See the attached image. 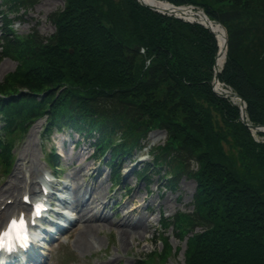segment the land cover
<instances>
[{"label": "trees", "instance_id": "16d2710c", "mask_svg": "<svg viewBox=\"0 0 264 264\" xmlns=\"http://www.w3.org/2000/svg\"><path fill=\"white\" fill-rule=\"evenodd\" d=\"M64 1L50 14L51 35L35 28L21 39L5 36L19 65L0 92L27 87L21 100L9 101L17 112L45 113L58 127L86 125L99 131V144L122 130L137 145L151 129L164 128L168 137L156 164L176 158L178 172L197 180L194 210L178 217L183 232L201 227L189 238L188 264L196 257L199 264H264V141L239 119V106L211 87L215 34L138 0ZM169 1L203 6L225 24L227 59L219 78L246 100L249 120L264 123V0ZM208 101L230 128L229 151L208 119L192 140L183 133L194 121L191 108L203 110Z\"/></svg>", "mask_w": 264, "mask_h": 264}, {"label": "rangeland", "instance_id": "374dc122", "mask_svg": "<svg viewBox=\"0 0 264 264\" xmlns=\"http://www.w3.org/2000/svg\"><path fill=\"white\" fill-rule=\"evenodd\" d=\"M200 1V0H199ZM14 1L3 2L0 0V30L3 23L9 25L16 34H24L31 31V29L37 26L40 33L43 35H48L53 32V25L47 17L49 13L56 10L57 8L63 6L64 0H40L33 9L25 11V8H18L19 5H14L12 8H18V10H12L11 14L4 15V11L7 10V6L11 5ZM214 2V1H213ZM217 6V4L214 2ZM222 5L221 3H218ZM197 10H201L197 6ZM1 34V31H0ZM0 54V80H3L5 75L13 71L17 66V62L11 56L2 57ZM204 102V101H201ZM203 111L200 108H191V119L187 114L182 113L184 109H181L182 117L185 116L190 118L193 123L183 130V133L189 135V139L195 137L194 129L198 130V127L202 129L201 119H208L216 130V132L223 135L226 139H222V145L225 150H230L232 148L230 137V128L222 120V114L219 109H215L212 105L204 103ZM201 116V118H200ZM197 121L198 123L194 122ZM2 121L0 120V127L2 126ZM44 119L40 118L35 123H33L25 132L23 140L19 143L18 148L14 151L13 165L14 168L8 170L7 172L0 171V190L8 186L11 180V174L14 172L16 164L19 160L30 159L34 166L31 167L30 162L23 164V169L26 171V180L29 183L33 178L36 180H41L43 174L49 173L50 169L43 159L44 152L48 151L49 148L55 146L59 152H64L65 157L68 159H61L63 163V169L57 170L58 174H61V178L69 182L68 196L75 195L77 193L78 183L84 184V191H78L80 199H86L90 194L95 193L98 189H102L101 192L106 194V199L108 202L106 204L107 209L104 214L108 215L113 221H120L122 218V207H134L137 211L133 213L134 218L140 219L143 215H149L146 219V223H149V227L144 230L143 234L137 235L136 242H132L130 247L124 248L119 245L118 230L116 227L103 226L104 221H95L99 226L96 232L93 234V244L89 248H79L74 244L73 234L71 237H64L60 240V244L55 243L51 251H49V256L46 264H135L136 259H141L140 264H188L189 257L187 256L186 241L181 239L172 230V227L166 228L165 235L169 236L170 241L167 244H162L160 241L155 242V238L161 234L159 231L162 225H160L162 213L171 215L178 208L182 210H188L191 207V199L194 194L196 187V181L189 177L180 178V182L175 185L174 190L163 189V185L157 181V177L153 176L152 184L145 179H137L134 166L137 167L141 165L143 160H151V152L149 151V146H161L166 138L165 129L155 128L151 133L155 136L149 134L148 142L149 146L142 150H133L125 156L122 162L123 179L125 183L120 184L115 187L111 180L110 167L102 163L100 159L97 161L93 160L91 156L92 149L88 148V140L79 139V146L72 149L73 141H77L75 134L72 140L68 137L69 129L63 132L54 130L51 134L50 140L46 143L41 141L42 127L44 126ZM189 124V123H188ZM114 141L121 140L120 134L114 135ZM69 140L68 144L64 145L63 148L60 147L63 138ZM259 140H263L264 137H259L255 135ZM80 138V137H79ZM64 141V140H63ZM85 144V146H84ZM54 147V148H55ZM63 149L61 151V149ZM110 150L107 151V156L105 159L110 158ZM134 156V159L130 161V158ZM135 157L137 159L135 160ZM172 164L167 166V169L171 170L175 166L178 167V161L176 158L170 157ZM123 159V158H122ZM55 163H58L56 157H54ZM104 161V160H103ZM107 163V160H105ZM33 168V169H31ZM31 169V170H30ZM166 169V168H165ZM1 170V169H0ZM103 172L102 175L99 173ZM164 172V171H163ZM159 184H158V183ZM77 185V187H76ZM37 193L39 186L36 185ZM129 187L130 190L125 191ZM35 189V188H34ZM94 191V192H93ZM150 191V193L146 192ZM72 192V194H69ZM24 193L22 191L19 198ZM74 193V194H73ZM125 194V196H121ZM8 203L12 199L6 196ZM116 200V202H114ZM114 202V203H113ZM115 206V207H113ZM150 208H153V214L149 213ZM117 212V213H116ZM78 214V213H77ZM74 233V232H73ZM176 235V236H175ZM161 237V236H160ZM155 250L152 253L150 251ZM192 262L199 264V257L192 258Z\"/></svg>", "mask_w": 264, "mask_h": 264}, {"label": "bare ground", "instance_id": "6f19581e", "mask_svg": "<svg viewBox=\"0 0 264 264\" xmlns=\"http://www.w3.org/2000/svg\"><path fill=\"white\" fill-rule=\"evenodd\" d=\"M143 2H148L153 6H159L163 7V3L155 1V0H142ZM185 13L189 17L196 15L195 13L189 11V9H183ZM187 10V11H186ZM200 18L205 20V17L201 13ZM208 20V19H207ZM214 31L218 34L219 37V44L222 49H224V31L222 28V25H220L217 22L211 23ZM224 51L222 50L217 57L216 63L221 64L224 60ZM151 136H155L154 133H151ZM30 166L33 167V162L30 161V159L25 160V163H29ZM23 161H20L15 169V172L12 175V179L9 181L7 188L0 190V226L4 222V220H8L9 216L12 215L17 210H24L21 199H19V195L22 191H25L24 194L30 195L33 190L32 183L30 185H26L24 176L20 175V173L23 171V165H21ZM83 188L82 183H78L77 190L80 191ZM77 191V193H78ZM102 189H98L97 192L90 194V198L87 199V201L83 202L80 207V216L79 220L77 221L75 227L73 226V229L69 233V237L73 234V240L74 244L79 248H89L93 244V234L98 229V226L95 221L102 220L104 221L103 226H108L109 228L114 226L118 230V238H119V245L124 248L130 247L132 242H136L137 235L143 234L144 230H146L149 227V223H146V219L149 217L148 215H143L140 219H136L133 216V213L136 211V209L126 210V212L122 215V218L120 221H112L107 215H98L97 209L98 207H103L105 204L103 202V199L106 194L101 192ZM74 194V193H73ZM10 196L13 198L11 203H7L4 199L5 196ZM74 232V233H73Z\"/></svg>", "mask_w": 264, "mask_h": 264}, {"label": "snow or ice", "instance_id": "6c2138e0", "mask_svg": "<svg viewBox=\"0 0 264 264\" xmlns=\"http://www.w3.org/2000/svg\"><path fill=\"white\" fill-rule=\"evenodd\" d=\"M25 199H27V197ZM42 207H43L42 204H38L36 206L37 215L39 214V209ZM25 225H26V221L24 220L22 214L19 220L13 217L8 223L7 230L0 232V236L7 237L10 235V233H15L20 240L26 242L27 241V231H26Z\"/></svg>", "mask_w": 264, "mask_h": 264}, {"label": "water", "instance_id": "95a60500", "mask_svg": "<svg viewBox=\"0 0 264 264\" xmlns=\"http://www.w3.org/2000/svg\"><path fill=\"white\" fill-rule=\"evenodd\" d=\"M158 1H161V0H158ZM170 4V3H169ZM150 5V4H149ZM171 5V4H170ZM152 6V5H151ZM172 6H174V5H172ZM152 7H154V6H152ZM158 8V7H157ZM173 9L174 10H178L179 11V8L178 7H176V6H174L173 7ZM202 23H204L207 27H209V29L212 31V32H214L215 33V31L213 30V28H212V25H211V23L205 18V20H202ZM217 34V33H216ZM224 36H225V42H224V44H225V46H224V49H222V50H225V48L227 47V44H226V38H227V34H224ZM221 50V51H222ZM216 67V66H215ZM217 68V67H216ZM217 71H218V69L216 70V73H217ZM215 78L217 79V75H215ZM228 93H230L231 95H233L234 97H237L238 99H240L241 100V110H242V115H241V118H242V120L246 123V124H248L249 126H250V128L252 127V128H254V129H261V125H256V124H253V123H249L248 121H247V118H246V115H247V113H246V110H245V100L244 99H242V97L239 95V93H237V92H235V91H229Z\"/></svg>", "mask_w": 264, "mask_h": 264}]
</instances>
